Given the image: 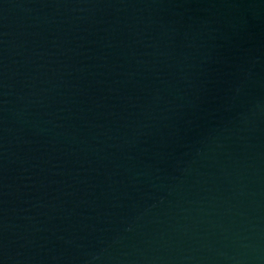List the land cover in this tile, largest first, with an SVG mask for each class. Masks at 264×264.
I'll list each match as a JSON object with an SVG mask.
<instances>
[{"label": "water", "instance_id": "95a60500", "mask_svg": "<svg viewBox=\"0 0 264 264\" xmlns=\"http://www.w3.org/2000/svg\"><path fill=\"white\" fill-rule=\"evenodd\" d=\"M0 264H264V0H0Z\"/></svg>", "mask_w": 264, "mask_h": 264}]
</instances>
